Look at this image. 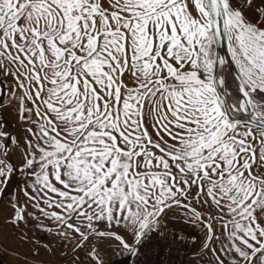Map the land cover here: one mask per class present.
I'll return each instance as SVG.
<instances>
[{"label":"snow or ice","instance_id":"obj_1","mask_svg":"<svg viewBox=\"0 0 264 264\" xmlns=\"http://www.w3.org/2000/svg\"><path fill=\"white\" fill-rule=\"evenodd\" d=\"M0 206L7 264H264V0H0Z\"/></svg>","mask_w":264,"mask_h":264},{"label":"rangeland","instance_id":"obj_2","mask_svg":"<svg viewBox=\"0 0 264 264\" xmlns=\"http://www.w3.org/2000/svg\"><path fill=\"white\" fill-rule=\"evenodd\" d=\"M5 126L6 127H12L13 125L9 121ZM0 233H2V237L4 238V246L6 247V249L14 248L22 254L27 253L29 251V245L22 243L20 241V239L18 238V234L15 233V231L13 229L8 228L7 226H4L3 230ZM29 235H32V233L29 232ZM0 237H1V235H0ZM3 251H4L5 256L7 255L8 258L13 259L15 261L16 260L22 261V257H16L12 253H7L10 251H6L5 249ZM109 255H111V250H105V257L108 258ZM41 256L44 259H51L52 258V257H48L44 253H41ZM118 259L121 262L122 259H125V258L119 257ZM62 264H64V262H62Z\"/></svg>","mask_w":264,"mask_h":264},{"label":"crops","instance_id":"obj_3","mask_svg":"<svg viewBox=\"0 0 264 264\" xmlns=\"http://www.w3.org/2000/svg\"><path fill=\"white\" fill-rule=\"evenodd\" d=\"M0 219H2V217H0ZM3 228H4V225L0 224V232L3 230ZM0 235H1L0 237V264H7L8 260H13V259L8 258L7 255L5 256L4 251H3L4 249H6V247L4 246V238L2 237V233H0ZM7 253H11V252H7ZM105 259H107V257H105ZM121 264H132V260L131 258H128L126 260L122 259Z\"/></svg>","mask_w":264,"mask_h":264},{"label":"water","instance_id":"obj_4","mask_svg":"<svg viewBox=\"0 0 264 264\" xmlns=\"http://www.w3.org/2000/svg\"><path fill=\"white\" fill-rule=\"evenodd\" d=\"M225 51H226V48H225ZM221 54H224V53H221Z\"/></svg>","mask_w":264,"mask_h":264}]
</instances>
